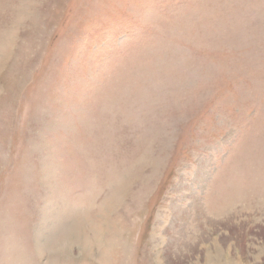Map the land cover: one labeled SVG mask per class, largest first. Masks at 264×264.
I'll list each match as a JSON object with an SVG mask.
<instances>
[{"label":"rangeland","instance_id":"1","mask_svg":"<svg viewBox=\"0 0 264 264\" xmlns=\"http://www.w3.org/2000/svg\"><path fill=\"white\" fill-rule=\"evenodd\" d=\"M0 264H264V0H0Z\"/></svg>","mask_w":264,"mask_h":264},{"label":"crops","instance_id":"2","mask_svg":"<svg viewBox=\"0 0 264 264\" xmlns=\"http://www.w3.org/2000/svg\"><path fill=\"white\" fill-rule=\"evenodd\" d=\"M211 203H212V201H211ZM208 204H210V203H208ZM71 236H72V234H71ZM72 238V237H71ZM65 244V243H64ZM66 245V244H65Z\"/></svg>","mask_w":264,"mask_h":264}]
</instances>
